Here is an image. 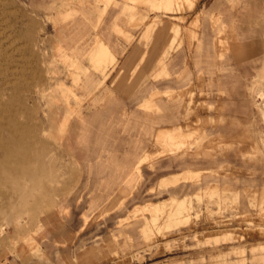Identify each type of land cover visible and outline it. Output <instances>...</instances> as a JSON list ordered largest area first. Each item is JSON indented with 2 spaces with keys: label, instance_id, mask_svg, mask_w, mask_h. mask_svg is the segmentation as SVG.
Listing matches in <instances>:
<instances>
[{
  "label": "rangeland",
  "instance_id": "rangeland-1",
  "mask_svg": "<svg viewBox=\"0 0 264 264\" xmlns=\"http://www.w3.org/2000/svg\"><path fill=\"white\" fill-rule=\"evenodd\" d=\"M99 39L107 76L72 85L62 52L88 64ZM258 90L264 0H0V142L39 177L0 183V264H264ZM183 174L192 199L143 208Z\"/></svg>",
  "mask_w": 264,
  "mask_h": 264
},
{
  "label": "crops",
  "instance_id": "crops-1",
  "mask_svg": "<svg viewBox=\"0 0 264 264\" xmlns=\"http://www.w3.org/2000/svg\"><path fill=\"white\" fill-rule=\"evenodd\" d=\"M167 4H169L172 0H164ZM109 53H111L110 48L108 47V45L106 44V42L102 41V40H98L96 43V46H94L88 53L87 55V59H88V64H81L79 63V58L75 55H70L67 52L63 51L62 52V56L67 59L69 61L68 64V72L67 74L71 77L72 79V85H75L78 80L80 79L81 75H86L88 78L91 77V73L88 72L89 68H94L96 70L99 71L102 79L105 78L107 76V71H106V62L108 61L109 58ZM70 91H72V88H69ZM256 96H261L264 97V93L260 90L257 91ZM63 118H67L69 119L68 114H65L63 116ZM174 126L179 129L181 127L180 122L178 121L177 118H174ZM76 120H74L73 122L68 120V130L69 132L67 134H72V140L73 142L70 143V140L68 137L64 144L61 143V147L62 149H66L68 152V155L70 158L73 159V162L76 164H80V157H82V152L81 150H76L75 148V140H76ZM60 127V126H59ZM160 137H157V140H159ZM72 144V145H71ZM144 151V147H141V149L138 152H135L133 158L127 162L126 168L128 170L131 169H135L139 166V163L141 162L142 159V152ZM172 162V161H171ZM173 162H175V164L177 166H182V165H187L190 164V162L185 158V156L180 155L177 158L173 159ZM172 163H170L169 165H171ZM187 175L183 174L181 176H172V177H168L163 179V184H167V183H172L174 185H176L171 192V195L164 201L160 202V203H149V204H145L143 206V208L145 207H154L156 205L162 204V203H172V202H177L178 200L181 199H192L191 196V192L186 190L185 188V182ZM182 179V182L177 184L178 181ZM179 185V186H178ZM264 258V256H263ZM232 264H235V262H233Z\"/></svg>",
  "mask_w": 264,
  "mask_h": 264
},
{
  "label": "bare ground",
  "instance_id": "bare-ground-1",
  "mask_svg": "<svg viewBox=\"0 0 264 264\" xmlns=\"http://www.w3.org/2000/svg\"><path fill=\"white\" fill-rule=\"evenodd\" d=\"M3 132L6 137L3 143L0 142V157L2 158L0 160V183L1 181L5 183L7 190L6 197L11 199L13 194L17 191H21L22 195H27V192H25L27 186L25 184L21 185L19 180L14 176L18 170H20L23 174L22 176L29 181L38 180L39 177L37 176L36 171L32 169L29 162L23 163L19 167L20 169L14 164L13 156L16 154L23 140L16 137L14 129L10 126L6 127Z\"/></svg>",
  "mask_w": 264,
  "mask_h": 264
}]
</instances>
